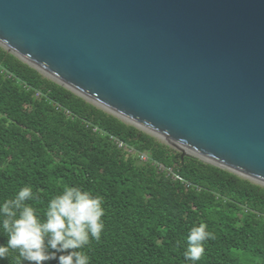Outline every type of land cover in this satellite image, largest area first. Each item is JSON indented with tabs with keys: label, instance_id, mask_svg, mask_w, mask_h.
I'll list each match as a JSON object with an SVG mask.
<instances>
[{
	"label": "water",
	"instance_id": "obj_1",
	"mask_svg": "<svg viewBox=\"0 0 264 264\" xmlns=\"http://www.w3.org/2000/svg\"><path fill=\"white\" fill-rule=\"evenodd\" d=\"M0 47L180 158L264 187V0H0Z\"/></svg>",
	"mask_w": 264,
	"mask_h": 264
},
{
	"label": "trees",
	"instance_id": "obj_2",
	"mask_svg": "<svg viewBox=\"0 0 264 264\" xmlns=\"http://www.w3.org/2000/svg\"><path fill=\"white\" fill-rule=\"evenodd\" d=\"M24 187L42 201L29 202L41 218L66 187L103 199L101 241L83 249L90 264H192L184 259L187 238L201 224L216 239L205 243L197 264H264V187L197 158H180L0 47V207ZM7 243L0 218V247ZM68 254L56 253L46 264ZM18 259L10 251L0 264Z\"/></svg>",
	"mask_w": 264,
	"mask_h": 264
},
{
	"label": "clouds",
	"instance_id": "obj_3",
	"mask_svg": "<svg viewBox=\"0 0 264 264\" xmlns=\"http://www.w3.org/2000/svg\"><path fill=\"white\" fill-rule=\"evenodd\" d=\"M29 202L42 203L31 187H24L0 207L3 231L8 237L7 246L0 247V259H7L13 251L19 255L16 264H46L57 259L56 253H70L60 255L59 264H90L83 249L93 240L101 241L105 227L102 218L106 215L103 199L79 188L66 187L62 195L50 200L42 218ZM215 239L205 225L193 228L184 259L197 264L205 253V243ZM49 249L53 254H49Z\"/></svg>",
	"mask_w": 264,
	"mask_h": 264
},
{
	"label": "built area",
	"instance_id": "obj_4",
	"mask_svg": "<svg viewBox=\"0 0 264 264\" xmlns=\"http://www.w3.org/2000/svg\"><path fill=\"white\" fill-rule=\"evenodd\" d=\"M113 140H114V142H115L117 147L122 148L123 150H126L129 153L133 152L131 149L127 148L126 145L123 144L121 141H119V140H117L115 138H113ZM139 159L140 160H145L146 159V155L143 154V153L140 154L139 155ZM157 168L159 170H161V171H165L172 179L183 183L185 187H189L190 186V184L188 182H185L179 175H177L175 172H172L169 168H166V167H164L162 165H157Z\"/></svg>",
	"mask_w": 264,
	"mask_h": 264
},
{
	"label": "rangeland",
	"instance_id": "obj_5",
	"mask_svg": "<svg viewBox=\"0 0 264 264\" xmlns=\"http://www.w3.org/2000/svg\"><path fill=\"white\" fill-rule=\"evenodd\" d=\"M156 140H157V139H156ZM227 227H228V229L230 228V227H229V220H227Z\"/></svg>",
	"mask_w": 264,
	"mask_h": 264
}]
</instances>
